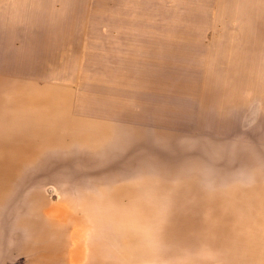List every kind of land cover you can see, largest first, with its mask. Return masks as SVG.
<instances>
[{
    "label": "rangeland",
    "instance_id": "rangeland-1",
    "mask_svg": "<svg viewBox=\"0 0 264 264\" xmlns=\"http://www.w3.org/2000/svg\"><path fill=\"white\" fill-rule=\"evenodd\" d=\"M68 1L0 0V159L13 160L21 208L29 190H39L47 208L80 216L83 225L64 231H78L79 241L61 242L66 253L81 250L78 264L95 263L92 235L112 233L110 244L120 249L129 238L121 233L147 230L144 242L153 243V231L179 228L127 227L119 219L162 217L169 225L198 215L217 220L202 228L225 233L231 250L244 241V264H264L263 232L259 242L242 239L256 231L247 224L254 211L155 206L96 217L76 201L80 191L97 194L94 182L151 202L155 191L143 180L167 182L173 192L191 180L209 197L220 193L222 205L240 189L261 188L264 0H84L83 22L67 14ZM15 219L7 209L0 214V264H26L11 249ZM164 248L165 264L186 259ZM100 259L106 263L107 252ZM234 262L227 264H242ZM112 264L133 263L116 257Z\"/></svg>",
    "mask_w": 264,
    "mask_h": 264
},
{
    "label": "bare ground",
    "instance_id": "bare-ground-1",
    "mask_svg": "<svg viewBox=\"0 0 264 264\" xmlns=\"http://www.w3.org/2000/svg\"><path fill=\"white\" fill-rule=\"evenodd\" d=\"M35 157V155L30 154L29 158ZM17 161V159H15ZM13 160L9 158L0 159V214L3 213L4 209L12 211L15 214L16 219V228L19 232L14 233L13 247L11 249L16 250L18 253H23L26 255V264H78L81 262L82 255L80 249H69L67 253L63 248L64 240H70L71 242H78L80 239L75 238L76 230H70V233L64 234V231H68L70 226L75 227L77 225H83V219L78 215H72L69 217L68 213H65L60 207L47 208L44 201V197L39 190H29L27 202L25 204V209L21 208L19 203V186L21 181L16 180ZM195 180L199 181V175L195 174L193 176ZM103 181V180H102ZM191 180H183L177 183L178 189L177 192L169 191L173 190L170 184L167 182L156 180V181H144L143 183L146 186H150L154 189L155 197L151 202L144 197L143 195L137 194L136 192H117L118 189L109 190L102 185L94 182L97 189V194H93L89 191H80V195L76 200L77 203L83 208L91 211L92 215H103V213H108L113 215L116 210L120 209H140L146 210L147 208H153L155 206L162 207H179V208H193L201 209L203 212L207 213L211 208H214L219 211H232L239 209H248L254 211L253 221L247 222L251 225L250 231L253 228H256L255 232H250L242 235V239L245 241L253 240L259 242L261 237L258 231H262L264 234V183L261 188L259 184L253 186L254 192L246 189L242 194V189H240L238 197L234 199H229L224 201L225 204L222 205L223 201L220 197V193H214L209 197L207 192L196 188ZM93 183V180L91 181ZM192 185V189L186 188ZM53 190L58 192V190L53 187ZM35 189V188H33ZM234 186L230 189V193L234 192ZM173 196H170V193ZM241 197V198H240ZM243 197V198H242ZM156 200L162 204H157ZM197 210V211H201ZM33 212L39 213L42 220H37ZM56 214L58 218H52L50 215ZM131 218V217H130ZM111 219V217L109 218ZM115 220V218H113ZM162 217H143V218H131V220L119 219V222H122L127 227L130 226H144V227H154L156 225L167 226V227H177V225H184L192 227H206L216 222L217 220L207 216H194L186 217L182 216L176 222H171L169 225L166 224V221H159ZM73 222H72V221ZM110 221V220H109ZM3 221L0 222V225L3 224ZM95 222L97 220L95 219ZM214 224V223H213ZM213 235L211 241L217 243L216 239L221 238L225 240V237L215 236V228H211ZM257 232V233H256ZM113 234L109 233L106 239H97L92 235L94 241V253H95V263L94 264H109V259L106 263L102 262L100 256L102 251L107 252L109 257L110 255V244L113 241ZM264 237V236H263ZM153 242H157L161 239L159 235L153 233L152 235ZM261 240V238H260ZM109 241V246H105ZM138 240L134 236L126 240V244L134 245ZM264 241V238H263ZM227 241H225L226 243ZM229 245V243L227 242ZM240 248L244 255L247 253V246L244 244ZM246 247V248H245ZM259 250V252H258ZM254 250L255 255L258 253H263L262 249ZM9 250H6L5 253H8ZM93 252V250H92ZM4 253H1L0 256Z\"/></svg>",
    "mask_w": 264,
    "mask_h": 264
},
{
    "label": "crops",
    "instance_id": "crops-1",
    "mask_svg": "<svg viewBox=\"0 0 264 264\" xmlns=\"http://www.w3.org/2000/svg\"><path fill=\"white\" fill-rule=\"evenodd\" d=\"M75 1L76 2L73 3H70L69 1L67 2V7L73 9V12H68L67 14H78L76 18L80 19V22H83L84 19L81 16L85 14L84 0ZM71 5H76V8L72 7ZM79 15H81V18ZM76 25H79V23ZM177 226H179V228L158 230V232L152 230L154 233H156V235L161 237L159 241H154L153 243L144 242V240L147 238V235L149 234L147 230L139 231L140 233L138 232L136 234L131 232L125 234L121 233L120 236H126L130 238L134 236L138 241L134 245L126 244L120 249L111 246L109 264H112V259H116V257H119L121 261L138 264V261L135 260L138 256L141 258L156 257V259L153 261L154 264H165V262H167L165 256H168V254H166L164 247L172 249V254H169L170 257L174 256L177 258H186L185 260L178 259V261H174L178 264H211V261L208 258H213L216 256L218 259H223L221 261L222 264H227L230 261H239L240 263L244 264V253L242 250H240L239 245H233L234 247L231 250V247L228 246L227 242L223 243V239L221 238L216 239L217 243L209 241L213 235V231L211 229H203L202 227L189 228L183 224ZM214 234L215 236L222 237L225 233H223L221 230H217ZM155 246H158L156 250H154ZM159 249L161 252H158ZM133 257L135 258L133 259Z\"/></svg>",
    "mask_w": 264,
    "mask_h": 264
}]
</instances>
